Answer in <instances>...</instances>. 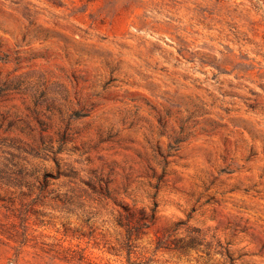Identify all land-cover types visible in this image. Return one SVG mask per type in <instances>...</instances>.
<instances>
[{
    "label": "rangeland",
    "instance_id": "374dc122",
    "mask_svg": "<svg viewBox=\"0 0 264 264\" xmlns=\"http://www.w3.org/2000/svg\"><path fill=\"white\" fill-rule=\"evenodd\" d=\"M87 258L264 264V0H0V264Z\"/></svg>",
    "mask_w": 264,
    "mask_h": 264
},
{
    "label": "trees",
    "instance_id": "16d2710c",
    "mask_svg": "<svg viewBox=\"0 0 264 264\" xmlns=\"http://www.w3.org/2000/svg\"><path fill=\"white\" fill-rule=\"evenodd\" d=\"M156 206H154L151 209L150 213H147L145 211H142V219L139 221H145L142 224L138 223L137 225L132 224V217H133V213L132 211H130L129 209H126L127 211V219H128V223H127V231L129 232L130 235H133L135 233H137L139 230H141L143 228L144 225L149 226L150 224H152L155 219H156ZM199 245H202L200 242H198L197 238H192V241L190 243H184L182 246L179 247V249L181 250H185V249H197ZM157 248L158 249H170L169 246H167V244H162V238H159L157 241ZM88 264H99V263H95L94 261H92V259L87 258ZM231 264H234L233 262H231Z\"/></svg>",
    "mask_w": 264,
    "mask_h": 264
}]
</instances>
